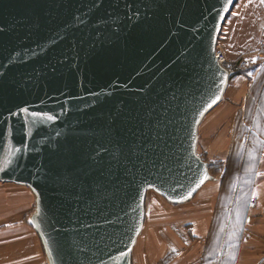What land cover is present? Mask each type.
Wrapping results in <instances>:
<instances>
[{"label":"water","instance_id":"water-1","mask_svg":"<svg viewBox=\"0 0 264 264\" xmlns=\"http://www.w3.org/2000/svg\"><path fill=\"white\" fill-rule=\"evenodd\" d=\"M238 1L0 0V182L31 188L48 264H132L148 192L213 179L199 126Z\"/></svg>","mask_w":264,"mask_h":264},{"label":"rangeland","instance_id":"rangeland-1","mask_svg":"<svg viewBox=\"0 0 264 264\" xmlns=\"http://www.w3.org/2000/svg\"><path fill=\"white\" fill-rule=\"evenodd\" d=\"M253 3L259 5L258 1L239 0L235 6V10L238 12L242 5L246 6L248 4L251 6ZM259 15H262V18H264L261 11ZM262 31H264L263 28L261 29ZM218 46L220 49L219 43ZM237 60L235 62L241 67V59L238 58ZM242 72L243 70L241 69ZM239 83L237 82L232 90L235 89V92H237L238 88L236 87L239 86ZM242 85L244 86V83ZM229 103L230 100L227 103V107H224L223 102L214 112L211 111L203 129L201 128L200 131L201 146L198 141L197 151L209 163L213 179L208 182L214 183L211 184L212 188L209 190V186L204 187L205 184L195 195V199L193 198L188 201L192 202L196 200L195 204L188 206L184 205L185 203L173 204L153 190L148 192V204L153 205L152 203L154 202L156 205H154L153 209H148V224L151 235L147 234V237H144L141 243L143 247L142 252H145L144 255L148 256L150 251L156 252L157 250H161L164 245L166 247L163 250L165 254H170L174 248L178 250L176 256L177 264H207V262L212 261L214 254L216 256L214 264H236L240 255H246L247 258L252 257V264H256L257 262L258 264H264V261H262L264 258V223L260 225L261 234H256L255 228L254 234L252 229L250 231L248 229L250 223L247 217L238 222L236 230H233L235 226L230 227V225L223 221L224 228L222 227L221 230L218 227L214 228L210 237L208 236L209 230L206 225L202 231L197 228L192 229L191 227L192 222L197 223L196 219H194L196 216L206 214L210 218L215 217L216 212L218 214L220 212L230 214L235 210L239 211L241 202L246 204L249 200L251 201L253 197L252 189L255 182L264 180V156H247L239 152H237V155L235 154L236 149L247 150L248 148H254V146L261 153L264 147L261 140L238 141L232 139V132H239L241 130L247 132V128L251 132L252 127L234 124V121L238 118L233 116L234 108ZM232 104L235 103L232 102ZM216 142L217 144H215ZM257 165L261 170L259 171V175L258 172H255ZM13 185L0 183V214H8L9 218H13V222H6L0 229H3L5 226L8 227L12 223L18 225L19 217H24L23 222L30 224L34 228L30 222V216L36 208V202H34L35 200L33 201L30 195L28 201H31V204H24L25 200L23 204H20L19 185ZM26 188L32 192L29 186H26ZM209 196L212 198L207 200ZM226 204L229 205V209L227 208V210ZM250 209H253V206H250ZM206 216L204 215V217ZM198 222L201 223L202 221L198 220ZM203 222L205 223V221ZM208 225H210V222ZM224 229L236 235L229 238L226 236ZM257 229L259 228L257 227ZM225 239H227L226 242ZM45 256L48 259L46 253ZM44 264H48V261L46 260Z\"/></svg>","mask_w":264,"mask_h":264},{"label":"crops","instance_id":"crops-1","mask_svg":"<svg viewBox=\"0 0 264 264\" xmlns=\"http://www.w3.org/2000/svg\"><path fill=\"white\" fill-rule=\"evenodd\" d=\"M254 1H258L259 5H257L256 3H253L251 6L248 4L246 6L242 5L238 12L234 9L223 27V31L219 39V45L220 48H222V50L229 57V62L233 64L232 70L230 72H233L234 74L229 82L224 99L211 111L214 112L215 109H217L223 102L224 107H227V103L230 100V106L234 108L233 116L235 118H238L234 121V124L252 127L251 132H249L248 128L246 129L248 130L247 132H243V130L239 132H232V139L238 141L261 140L263 141L264 147V31L261 32V29H264V18H262V15H259L260 11L264 15V0ZM238 58H240L242 61L241 67L237 65V62H235L238 61ZM241 69L243 70L242 73ZM237 82L240 83L239 86L236 87L238 88V91L235 92V89H232L234 88ZM242 83H244V86L242 85ZM232 102L235 104H232ZM211 111L205 116L199 126L200 146V131L201 128L203 129V126L207 118L210 116ZM215 144H217V142ZM237 152L244 153L247 156H264V150L260 153V150L256 146H254V148H248L247 150L236 149V155ZM255 170V172H258L259 175V171L261 170L258 165ZM256 179H258V177H256ZM5 184L17 185L16 183ZM211 184L214 183L207 182L204 187L209 186L210 190L212 188ZM18 185L19 203L23 204L25 200L24 204H31V201L28 200L30 198V195L33 198V201L35 200V196L33 195V193L29 189H27L26 186L20 184ZM254 194L256 198L254 197ZM252 195L253 197L251 198V201L249 200V202H246V204L244 202L240 203L239 211L235 210L230 214L226 212H220V214H218V212H216V216L210 218L208 217L209 215L206 216V214L196 216L194 219H196L197 223L192 222V229L197 228L202 231L205 229L206 225L209 230L208 236L210 237L214 228L218 227L220 228V230L222 227L224 228L223 221H225L226 224L230 225V227L235 226L233 230H236L238 222L241 221L244 217H247L250 223L248 226L249 231L252 229V232L255 234V228L256 234H261L260 225L264 223V180H259L255 182L252 189ZM210 198L212 197H207V200ZM148 199L149 194L147 197V214L145 219V225L134 248L132 264H177L176 256L178 250H176L175 248L170 252V254H165L163 252V250H165L164 248H166L164 245L161 250H157L156 252L150 251V254L148 256L144 255L145 252H142L143 247L141 246V243L143 241V238L147 237V234H150L148 224V209H153L155 207L154 205H156V203L154 202L152 203L153 205H149ZM195 202L196 200L192 202H187L184 205L188 206L191 204H195ZM226 205L227 210V208L229 209V205ZM250 206H253V209H250ZM222 209H224V207H222ZM248 212L249 214H247ZM204 215L206 217H204ZM23 218L24 217H19L18 225L12 223L8 227L5 226L6 228L3 227V229H0V264L46 263L47 259L39 234L37 233L35 228H33L30 224L24 223ZM197 218L199 221L202 222L199 223ZM203 221H205V223ZM213 221L214 224L212 225ZM6 222H13V218H9L8 214L1 213L0 228H2V226L5 225ZM209 222L212 226L211 228L210 225H208ZM257 227L259 229H257ZM224 230L226 236L229 238L236 235L230 233L226 229ZM226 241L227 239H225V242ZM214 261L216 262L215 254L212 256V261L209 262L211 264H214ZM209 262H207V264H210ZM236 264H252V257L247 258L246 255H240ZM256 264H258V262Z\"/></svg>","mask_w":264,"mask_h":264},{"label":"built area","instance_id":"built-area-1","mask_svg":"<svg viewBox=\"0 0 264 264\" xmlns=\"http://www.w3.org/2000/svg\"><path fill=\"white\" fill-rule=\"evenodd\" d=\"M216 53H217V57H218V59H219V62H220V63H221V64H222L227 70L231 71V70H232V65H233V64L229 62L226 53H225L221 48L219 49V46L217 47V51H216ZM262 261H264V258H263Z\"/></svg>","mask_w":264,"mask_h":264},{"label":"snow or ice","instance_id":"snow-or-ice-1","mask_svg":"<svg viewBox=\"0 0 264 264\" xmlns=\"http://www.w3.org/2000/svg\"><path fill=\"white\" fill-rule=\"evenodd\" d=\"M23 111H27V109H24ZM33 115H39V113H33Z\"/></svg>","mask_w":264,"mask_h":264},{"label":"trees","instance_id":"trees-1","mask_svg":"<svg viewBox=\"0 0 264 264\" xmlns=\"http://www.w3.org/2000/svg\"><path fill=\"white\" fill-rule=\"evenodd\" d=\"M232 77H233V76H232ZM232 77H231V78H232Z\"/></svg>","mask_w":264,"mask_h":264}]
</instances>
